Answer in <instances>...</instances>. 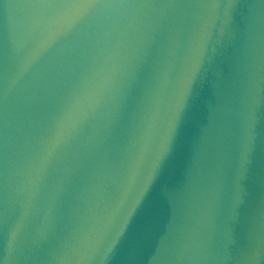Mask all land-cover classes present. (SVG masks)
<instances>
[{
    "label": "water",
    "instance_id": "95a60500",
    "mask_svg": "<svg viewBox=\"0 0 264 264\" xmlns=\"http://www.w3.org/2000/svg\"><path fill=\"white\" fill-rule=\"evenodd\" d=\"M0 264H264V0H0Z\"/></svg>",
    "mask_w": 264,
    "mask_h": 264
}]
</instances>
